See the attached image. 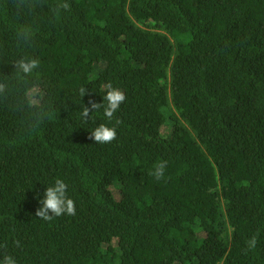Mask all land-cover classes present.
Listing matches in <instances>:
<instances>
[{"label":"trees","instance_id":"16d2710c","mask_svg":"<svg viewBox=\"0 0 264 264\" xmlns=\"http://www.w3.org/2000/svg\"><path fill=\"white\" fill-rule=\"evenodd\" d=\"M0 83V264H264V0H0Z\"/></svg>","mask_w":264,"mask_h":264},{"label":"clouds","instance_id":"9594fccd","mask_svg":"<svg viewBox=\"0 0 264 264\" xmlns=\"http://www.w3.org/2000/svg\"><path fill=\"white\" fill-rule=\"evenodd\" d=\"M59 8L68 10L69 5L63 3L59 5ZM28 30H23L21 35L26 37ZM40 65L39 59H21L17 61L15 67L18 72L24 76H30L34 70ZM105 94L103 96V103H96L93 100L88 101V105L84 106L80 112V117L83 122L92 117L93 113L103 110V115L108 121H112L115 113L120 108L121 104L125 101L126 97L123 91L119 88L113 87L109 82L104 84ZM5 85L0 83V92H3ZM80 97L86 95V88L81 87L79 89ZM120 121H115L116 125H119ZM116 127L108 126L106 124H99L94 130L90 132L89 139L93 140L97 144H108L116 139ZM166 161L159 162L150 173L156 180L164 178V172L166 168ZM41 205L35 211V216L44 221H50L54 218L61 217L62 215L75 216L76 205L72 198L68 196V185L60 178L55 179L54 183L47 187L43 193V198L39 200ZM257 243L256 236H253L247 241L248 249L255 248ZM3 264H16V261L11 256H5Z\"/></svg>","mask_w":264,"mask_h":264},{"label":"rangeland","instance_id":"374dc122","mask_svg":"<svg viewBox=\"0 0 264 264\" xmlns=\"http://www.w3.org/2000/svg\"><path fill=\"white\" fill-rule=\"evenodd\" d=\"M112 190H113V189H112ZM113 192L115 193V197L117 198L116 191H115V190H113Z\"/></svg>","mask_w":264,"mask_h":264}]
</instances>
